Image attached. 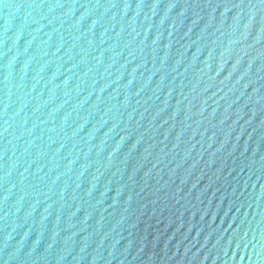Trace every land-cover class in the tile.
Listing matches in <instances>:
<instances>
[{
	"label": "water",
	"instance_id": "water-1",
	"mask_svg": "<svg viewBox=\"0 0 264 264\" xmlns=\"http://www.w3.org/2000/svg\"><path fill=\"white\" fill-rule=\"evenodd\" d=\"M0 264H264V0H0Z\"/></svg>",
	"mask_w": 264,
	"mask_h": 264
}]
</instances>
